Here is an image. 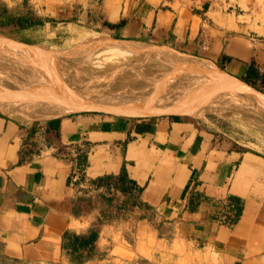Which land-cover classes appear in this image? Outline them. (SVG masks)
Segmentation results:
<instances>
[{
	"label": "crops",
	"instance_id": "obj_1",
	"mask_svg": "<svg viewBox=\"0 0 264 264\" xmlns=\"http://www.w3.org/2000/svg\"><path fill=\"white\" fill-rule=\"evenodd\" d=\"M27 2L60 27H89L210 57L237 78L252 60L264 67V32L222 9H174L166 0ZM122 171L138 186L139 205L104 219V208L115 204L102 200L106 189L91 182ZM81 195L90 203L75 213ZM230 197L241 203L234 222L226 221ZM92 228L93 252L79 247L74 252L83 260L75 261L66 236ZM0 242L6 256L27 264H115L134 257L158 264H264V151L191 112L91 110L24 122L0 110Z\"/></svg>",
	"mask_w": 264,
	"mask_h": 264
},
{
	"label": "rangeland",
	"instance_id": "obj_2",
	"mask_svg": "<svg viewBox=\"0 0 264 264\" xmlns=\"http://www.w3.org/2000/svg\"><path fill=\"white\" fill-rule=\"evenodd\" d=\"M4 1H6L12 8L17 10L23 7H28L27 0ZM166 4V6L172 7L174 9H183L186 7L195 9V6H200L203 10L207 9L208 7L222 9L224 12L235 15L236 18L240 20V22H242V20H247L248 22L253 23L256 22L258 27H255V32H259L260 34L264 32V0H166ZM93 36L107 37V35L94 28L88 27L84 30L83 28L71 30L66 27H60L56 24L51 25L50 23L46 24V26L41 29L22 31L16 34H7L0 32V37L5 38V40H0V62H8L13 64L14 66H20L22 70L24 69L25 71H29V73H27V71H24L26 74H36L41 82H49V87L43 90L45 94H48L52 90L55 93H58L60 97L66 96L68 92H72L67 89L70 86L68 81L71 82V85L73 84V86L76 87H84L89 88L90 90H97L101 87L109 86L108 82L110 85L113 84L114 80H116L119 75L125 73L127 74L124 79L129 77H138L140 75L143 76L148 73H159L158 80L157 78L156 80L152 79L153 76L150 78L152 79L150 81L152 85H156L157 82L161 83V81L164 83L166 82V86L171 85V87L173 88L177 87V91H180L179 89H182L180 92L185 91V96L191 101H202L207 105H222L225 108L234 107V111L238 113L243 109L246 117L244 118L243 115L238 116L239 114L235 113L234 115H237L236 117L240 118L237 120L238 122H236L234 120L221 116L207 106H198V108H201L202 113L209 117L210 121L216 124H222V126L233 137H235L236 139H251L253 142L262 146V150L264 151V112H260L259 114L256 110H248L247 108H245V105L242 104L246 100L245 96L259 98L260 96L258 94L264 95V92H261L250 86H245L243 83H240L236 80H232L231 83L237 86L240 90L229 89L228 87H225L223 85L220 86V84L211 79L212 77L209 76V74H199L192 72L188 73L185 70L183 71L182 69H177V66L173 65L166 59L161 60L140 58L137 56L128 57L124 55H112L111 52L106 51L102 48L94 47L86 41L88 38H91ZM107 38L112 37L108 36ZM7 39L11 41H8ZM129 41L131 43L137 42L160 45L140 40ZM160 46H165L170 48L174 52H179L174 48L166 45ZM198 58L212 62L218 68L226 72L224 68H221L219 66L222 65V62H220L219 60L217 61L210 57ZM84 72L88 76L90 74L89 78H83L86 77ZM184 72L187 73L185 74ZM82 73L84 74L82 75ZM102 74L105 76H103ZM91 75L93 76L91 77ZM114 76H116V78ZM166 77H168V79ZM83 79H85V81ZM109 79L113 82L109 81ZM261 99L264 100V97H262ZM263 100H261V107L254 106L253 103H249L246 105L255 108L257 107L259 111H264ZM95 111L114 114L103 110ZM255 112H257L258 115ZM253 119L256 121L254 124L250 123V120ZM29 122H33V120ZM102 200L106 201L105 199ZM111 201L112 202L110 203L115 204L117 208H115L113 205L110 209L104 208L105 212H111L113 214H117V216H124L129 214V210L126 209V207H122L120 209V205H130V199L124 197L122 199L118 198L116 201ZM106 202L108 203V201ZM113 207L116 209L115 212V209ZM8 261L13 264H27L19 260ZM115 264L158 263L155 261H147L145 263H141L140 258L134 257L131 260L128 259L122 262H117Z\"/></svg>",
	"mask_w": 264,
	"mask_h": 264
},
{
	"label": "bare ground",
	"instance_id": "obj_3",
	"mask_svg": "<svg viewBox=\"0 0 264 264\" xmlns=\"http://www.w3.org/2000/svg\"><path fill=\"white\" fill-rule=\"evenodd\" d=\"M107 37L93 36L88 38L86 41L94 47L102 48L116 56L124 55L128 57L137 56L149 59H166L173 65L177 66V69H182L183 71L185 70L188 73L209 74L213 81L220 84V86L223 85L229 89L240 90L237 86L231 83L232 80H236L243 83L245 86H248L238 78L229 76L226 72L218 68L210 61H205L198 57L186 55L180 52H174L165 46L137 42L131 43L129 40ZM1 39L5 40L4 37H0V40ZM7 40L11 41L9 39ZM24 71L25 70H22L20 66H14L8 62H0V110L10 117L24 122L64 116L85 110H103L118 115L128 116L191 112L203 117L205 115L202 113L201 108H198L200 105L207 106L221 116L236 122H238L237 120L240 118L236 117L237 115L235 116V113L239 114L238 116L243 115L244 118L246 117L243 109L238 113L234 111V107L225 108L222 105H207L202 101H191L185 96V91L180 92L182 89L177 91V87L173 88L171 85L166 86V82L164 83L161 81V83L157 82L156 85H152L150 81L152 79L156 80V78L158 80L159 73H148L143 76L140 75L138 77H129L124 79L127 74L125 73L119 75L118 78L114 76L116 80L112 78V75L111 78L114 80V83L110 85L107 81L109 86L101 87L97 90L76 87L73 86V84L71 85V82L68 81L70 86L67 89L72 92H68V94L66 93V96L60 97L58 93H55L52 90L48 94H45L43 90L49 87V82L46 83L42 81L44 82L42 83L36 74H26L25 72L27 70L25 72ZM27 73H29V71H27ZM84 73H82V75ZM85 76L86 77L83 78H89L90 74L88 76L85 73ZM92 76L93 75H91V77ZM152 76L153 78L150 79ZM166 78L168 79V77ZM85 79L83 80L85 81ZM109 81L113 82L110 79ZM258 95L260 97H264L262 94ZM260 97L252 98V96H245V103L243 102L242 104H244L245 108L248 110H256L260 114V112L262 113L264 111H259L257 107L255 108L246 105L253 103L254 106L261 107V100L263 99ZM255 113L258 115L257 112ZM255 122L256 121L254 119L250 120V123L252 124Z\"/></svg>",
	"mask_w": 264,
	"mask_h": 264
},
{
	"label": "trees",
	"instance_id": "obj_4",
	"mask_svg": "<svg viewBox=\"0 0 264 264\" xmlns=\"http://www.w3.org/2000/svg\"><path fill=\"white\" fill-rule=\"evenodd\" d=\"M56 19L50 17H43L38 15L33 9L29 6L26 8H20L19 10L12 8L6 1L0 0V32L7 34H16L22 31L27 30H37L43 28L47 23L54 25ZM123 23V20L115 25L118 26ZM223 61H228L231 59L230 56L223 55ZM223 68V65H219ZM241 81L246 83L248 86L253 87L261 92H264V67H260L252 60L244 73V75L238 77ZM93 188L101 189L105 188L106 192L100 195V198L105 199L109 203L111 200L116 199L117 193H120L125 196V198L130 199V205L122 204V207H126L128 210H132V207L137 205V192L139 191L138 186L134 181L128 179L124 172L122 171L117 176H103L91 182ZM118 199V197H117ZM230 202L232 204L231 213L226 215V221L234 222L240 213L241 203L238 199L230 197ZM89 199L83 195L79 196L74 202V212L78 213L83 208L89 206ZM139 205V204H138ZM115 208H117L115 206ZM103 218L112 220L117 217V214L111 212H102ZM97 237V230L92 228L87 234H70L66 236L64 240V247H69L71 252V257L75 261H82V256L76 254L74 251L79 247H90L91 251L94 250V241ZM69 239V240H68ZM93 252V251H92ZM91 254V253H90ZM0 264H13L8 260H17L6 256L3 253V245L0 242ZM7 261V262H6ZM148 260L141 259V263H145Z\"/></svg>",
	"mask_w": 264,
	"mask_h": 264
}]
</instances>
